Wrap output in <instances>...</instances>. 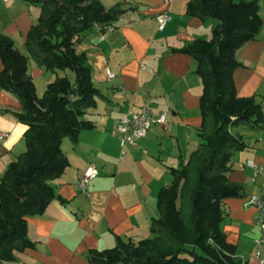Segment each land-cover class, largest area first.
I'll use <instances>...</instances> for the list:
<instances>
[{
  "label": "crops",
  "instance_id": "obj_1",
  "mask_svg": "<svg viewBox=\"0 0 264 264\" xmlns=\"http://www.w3.org/2000/svg\"><path fill=\"white\" fill-rule=\"evenodd\" d=\"M99 1L106 12L116 11L110 20L114 29L107 31L104 39L99 32L87 29L76 44L78 52L88 55L92 80L100 91L96 105L83 116L94 127L82 130L76 143L63 140L70 165L50 181L56 197L45 212L28 217V237L33 246L15 251L14 259L1 264H88L91 250L115 247L117 236L136 242L152 236L150 226L158 216L160 190L173 182L172 168L186 163L201 142L204 86L197 72L198 62L177 49L196 39H210L216 20L188 15L189 0ZM255 1L262 27L254 39L235 51L239 65L234 70V83L238 96H254L264 111V0ZM164 12L170 18L160 29L157 16ZM40 14L41 4L0 0V34L9 36L28 54L27 36ZM2 68L0 59V71ZM107 68L116 77L110 78ZM46 71L29 58L38 95L37 80ZM143 104L156 114L166 113L168 122L153 123L136 145H123L117 121L128 108L139 110ZM20 110L19 98L0 88V131L9 133L0 140V177L26 150L28 127L15 115ZM231 131L241 135L246 146L230 161L229 179L242 189L240 196L224 200L222 230L242 251L249 246L256 248L260 234L257 209L247 202L252 194L260 193L262 177L255 176L248 161L264 165V126L255 129L239 125ZM89 165L96 166L99 175L87 191H82L77 182ZM245 226L252 227L251 233L249 229L245 232ZM246 264L251 263L248 260Z\"/></svg>",
  "mask_w": 264,
  "mask_h": 264
},
{
  "label": "trees",
  "instance_id": "obj_2",
  "mask_svg": "<svg viewBox=\"0 0 264 264\" xmlns=\"http://www.w3.org/2000/svg\"><path fill=\"white\" fill-rule=\"evenodd\" d=\"M41 4V14L29 30L26 48L0 34V88L21 102L15 112L27 125L26 150L0 177V264L15 258V251L33 246L28 217L41 215L56 197L50 181L70 165L62 148L69 138L78 141L94 123L83 116L96 105L100 91L93 83L88 55L76 51V42L94 22L110 23L99 0H25ZM187 14L216 20L210 39H196L178 51L191 54L202 78L201 142L189 160L172 168L174 180L158 195V216L151 222L152 236L139 241L117 236L113 248L91 250L88 264H243L237 245L221 229L223 203L241 195L232 183L230 161L246 144L233 126H264L262 105L254 96L240 97L234 83L239 65L235 51L254 39L262 27L255 0H189ZM47 70H72L48 83L43 96L29 72V58Z\"/></svg>",
  "mask_w": 264,
  "mask_h": 264
},
{
  "label": "built area",
  "instance_id": "obj_3",
  "mask_svg": "<svg viewBox=\"0 0 264 264\" xmlns=\"http://www.w3.org/2000/svg\"><path fill=\"white\" fill-rule=\"evenodd\" d=\"M170 15L167 12L161 13L157 16L159 28L166 26ZM92 29L99 32L100 38L104 39L107 31L114 29L113 25L108 22H94ZM107 74L110 78L116 77V73L107 68ZM160 122L167 123L168 118L166 113L156 114L152 111L148 104L140 106L139 110H134L132 107L128 108L124 115L117 121V132L120 135L122 144L136 145L137 141L146 136L151 129L152 124ZM9 136L8 132L0 131V140ZM248 164L254 169L255 176L262 177V185L260 193L252 194L248 199V204L253 205L257 209L256 223L260 227V234L256 238V260L257 264H264V165H259L253 160H249ZM99 175V169L94 165H89L83 176L78 180L77 184L80 190L87 191L90 182ZM247 261H243L246 264Z\"/></svg>",
  "mask_w": 264,
  "mask_h": 264
},
{
  "label": "rangeland",
  "instance_id": "obj_4",
  "mask_svg": "<svg viewBox=\"0 0 264 264\" xmlns=\"http://www.w3.org/2000/svg\"><path fill=\"white\" fill-rule=\"evenodd\" d=\"M79 41H77L76 42V44L78 43ZM76 51H77V53H79V54H81V53H83V52H78V50H77V48H76ZM35 60V59H34ZM41 66V65H40ZM47 70V69H46ZM47 73H46V75L45 76H43L42 78H39L38 80H37V85H38V89H39V93H40V95L39 96H43V94L45 93V91H46V89H47V85H48V82L45 84V82L47 81V80H49V81H51V80H54L56 77H57V75H60L59 73L60 72H62V75L61 76H63V75H66V74H69V76L70 77H72L71 79H72V81L74 80V78H75V74L73 73V71L72 70H61V69H58L56 72L55 71H51V70H48V71H46ZM37 87V86H36ZM37 93H38V91H37ZM223 209H224V205H223ZM224 211H225V209H224ZM226 213V212H225ZM225 213H224V217H225ZM223 220H224V218H223ZM223 220H222V222H223ZM221 222V229H222V224H224V223H222ZM255 224V223H254ZM253 224V225H254ZM252 224H251V226H253ZM251 226H249L248 228H246V226L244 227L245 229H247V230H245V232L246 231H248V229H249V231L250 232H248V233H251ZM244 232V233H245ZM232 238H234V236L232 235L231 236ZM235 254L237 255V256H239L240 258H242L243 259V261H248L249 260V263H251V264H257V260H256V257H255V254H256V248L254 247L253 249H252V246H249L248 248H246L245 250H239L238 248H237V250H236V252H235Z\"/></svg>",
  "mask_w": 264,
  "mask_h": 264
},
{
  "label": "water",
  "instance_id": "obj_5",
  "mask_svg": "<svg viewBox=\"0 0 264 264\" xmlns=\"http://www.w3.org/2000/svg\"><path fill=\"white\" fill-rule=\"evenodd\" d=\"M125 8H126V7H125ZM115 13H116V11L113 12V14H115Z\"/></svg>",
  "mask_w": 264,
  "mask_h": 264
}]
</instances>
